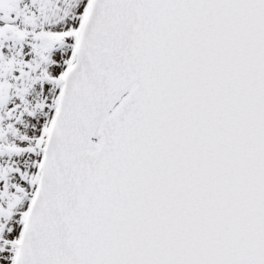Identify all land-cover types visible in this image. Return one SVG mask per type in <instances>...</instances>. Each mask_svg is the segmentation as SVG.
<instances>
[{
  "label": "snow or ice",
  "instance_id": "obj_1",
  "mask_svg": "<svg viewBox=\"0 0 264 264\" xmlns=\"http://www.w3.org/2000/svg\"><path fill=\"white\" fill-rule=\"evenodd\" d=\"M0 264H264V0H0Z\"/></svg>",
  "mask_w": 264,
  "mask_h": 264
}]
</instances>
